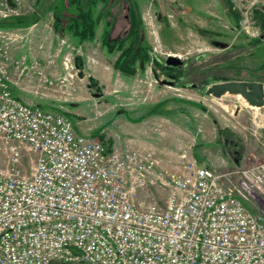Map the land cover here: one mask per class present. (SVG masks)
I'll list each match as a JSON object with an SVG mask.
<instances>
[{
    "label": "built area",
    "instance_id": "2783aa9c",
    "mask_svg": "<svg viewBox=\"0 0 264 264\" xmlns=\"http://www.w3.org/2000/svg\"><path fill=\"white\" fill-rule=\"evenodd\" d=\"M11 1L0 0V21L36 12ZM256 6L239 8L253 38ZM18 38L0 30V264H264V219L248 207L264 201V163L222 173L183 153L168 170L155 151H110L15 94L71 97L73 79L13 61ZM153 189L164 198L140 199Z\"/></svg>",
    "mask_w": 264,
    "mask_h": 264
},
{
    "label": "rangeland",
    "instance_id": "374dc122",
    "mask_svg": "<svg viewBox=\"0 0 264 264\" xmlns=\"http://www.w3.org/2000/svg\"><path fill=\"white\" fill-rule=\"evenodd\" d=\"M139 1L143 13L144 29L150 47L149 64L154 60L156 67L159 70L161 69L160 72L163 73V75L159 73L160 76L164 77L162 82L168 83L158 86L164 94H168L166 96L176 97L180 95L184 98L189 96L193 98L191 101L196 102L198 114L196 119L198 138L196 142L208 144V141L211 140L213 143L212 147L202 146L204 147L202 158L204 157L206 160L210 158V160L205 161L206 165L225 173L236 168L246 169L253 164L264 163V108H250L240 97L215 99L205 94L211 84L225 82L223 80L238 81V79L247 77L261 79V76L250 75L242 71L243 68L258 70L264 66V45L258 47L254 42L259 37L253 38L242 31V15L239 9L233 3L234 11L238 12L240 16L239 24H236V20L233 21L227 15V12H224L225 15L220 14L222 10L219 7L222 4L220 0L194 1L193 6L199 7L200 10L203 9L201 5H208L206 12H199L200 15L195 12L198 16L194 18H191L189 14L191 10L188 11L186 8L190 0H181L182 2L177 0L176 2L174 0ZM25 2L27 6L25 9L32 7L33 10H37V8L48 9L50 5V0H25ZM9 3L10 5L13 4L11 0H9ZM101 9L102 6L99 10ZM125 26L122 20H117L113 29V37H118ZM174 28H176V39L169 33L170 29ZM173 41L176 42L173 43ZM155 48L159 50L158 56L154 54ZM168 54L181 57L180 59L185 65L190 64L181 70L168 68L166 67ZM50 62L55 64L56 60L53 61L51 58ZM177 74H180L179 77L176 76ZM57 78H53L56 84L62 85L66 74ZM94 88L93 92L87 91L85 96L87 100L71 101L70 106L61 102L46 103L44 100H42L43 105L39 106L36 102L34 104L70 118L76 125L79 134L85 136L97 135L102 128L99 123L103 126L111 120L112 117L109 113L114 111L115 106H100L98 99L95 98L102 97L104 92L99 87ZM75 90L74 85L73 92ZM21 96L25 98V95L22 94ZM90 103L92 105L87 106ZM123 108L120 107V109ZM237 108L240 109L238 112ZM207 117L211 119L209 120ZM218 126L223 131H230L235 143H242L241 150H243L244 158L239 166L235 164L228 151L226 152L229 155V160L223 158L220 160L219 158L213 161L209 157L219 148L224 151V139L218 135L217 142H215L217 136L214 129ZM210 131L213 134L212 136L209 135ZM164 194L163 191L153 189L149 193L140 194V199L148 201L151 196L153 199L159 200L164 198ZM248 207L254 214L256 213L264 219L263 200L255 201L251 199L248 202Z\"/></svg>",
    "mask_w": 264,
    "mask_h": 264
},
{
    "label": "crops",
    "instance_id": "0c3cea01",
    "mask_svg": "<svg viewBox=\"0 0 264 264\" xmlns=\"http://www.w3.org/2000/svg\"><path fill=\"white\" fill-rule=\"evenodd\" d=\"M151 1L153 2V0ZM174 1L176 2V0ZM177 1L182 2L181 0ZM194 1L198 0H190L192 4L189 3L186 7L188 11L191 10L189 12L191 18L198 16L195 12L201 13L208 9V5H201L203 9L200 10L199 7L193 6ZM232 1L235 7L239 9L248 5L252 0ZM219 7L222 9L220 14L225 15V7L222 4ZM256 10L264 12V0H257ZM141 14L143 16L142 12ZM108 24V22L102 21L98 27L96 39L81 45H76L69 35L62 36L56 32L53 13H49L40 22L30 27L5 30H15L19 34L17 41L10 45L13 61L21 60L28 65L39 62L46 73L53 78L65 74L66 78H70V76L73 78L71 80V97L61 95L62 93L58 88L50 91L46 99L34 97L17 87L14 89L15 94L22 100L36 102L39 106L42 104V100L46 103L61 102L70 106L71 101L87 100L85 97L87 91H94L93 88H90V78H93L104 92L102 97L95 98L98 99L100 106L114 105L115 108L113 112L109 113L112 117L111 120L103 126L99 123V126L102 127L100 132L90 136L99 138L110 151L115 149L119 151L129 149L155 151L164 169L178 170L180 156L183 153L197 159L201 165H206L205 161L210 160V158L207 160L202 158L204 155L202 152L204 147L202 146L212 147L213 143L211 140L208 141V144L196 142L198 138L196 102L191 101L193 98H184L180 95H177L178 98L177 96H166L168 94H164L159 87L160 85L158 86L154 82L159 79L163 80L161 69L156 67L155 71L151 73L149 63H140L136 76H123L115 67L121 52L110 54L102 44V36ZM169 33L176 39V28L170 29ZM175 42L173 41V43ZM51 58L53 61L56 60L55 64H51ZM78 59L82 60L83 69H77L79 66ZM80 72L84 74V78H80ZM159 73L162 75L160 76ZM238 81L251 80L242 79ZM74 85L75 92H73ZM22 94L25 95V98L21 96ZM118 103L121 104L118 105ZM89 105L91 106L92 103L87 104V106ZM120 107L124 108L120 109ZM75 129L78 132L76 125ZM214 130L217 136L215 142H217V128ZM209 135H213L211 131ZM228 156L225 149L223 151L222 148H219L209 157L215 161L219 158L220 160L222 158L229 160Z\"/></svg>",
    "mask_w": 264,
    "mask_h": 264
},
{
    "label": "trees",
    "instance_id": "16d2710c",
    "mask_svg": "<svg viewBox=\"0 0 264 264\" xmlns=\"http://www.w3.org/2000/svg\"><path fill=\"white\" fill-rule=\"evenodd\" d=\"M220 2L225 7L227 15L233 21L236 20V24H239L240 16L233 9V1L220 0ZM100 6H102L101 10H99ZM49 13L54 14L56 32L62 36L69 35L76 45L94 41L102 21L108 22V27L102 36V44L110 54L121 52L115 67L123 76H136L138 65L142 62H150V47L138 0H50L48 9L37 8L36 12L30 15L0 21V29L30 27L40 22ZM255 19L261 28L262 34L254 43L260 47L264 45V12L256 10ZM117 20H122L126 28L118 37L114 38L113 29ZM78 65L83 69L81 59H78ZM242 71L250 75L261 76V79L247 77L251 81L264 82V66L258 70L243 68ZM223 81H230V79ZM90 87H98L93 78H90ZM217 129L218 135L224 139V149L228 151L235 164L239 166L244 158L243 150H241L242 143H235L230 131H223L219 126Z\"/></svg>",
    "mask_w": 264,
    "mask_h": 264
},
{
    "label": "water",
    "instance_id": "95a60500",
    "mask_svg": "<svg viewBox=\"0 0 264 264\" xmlns=\"http://www.w3.org/2000/svg\"><path fill=\"white\" fill-rule=\"evenodd\" d=\"M187 65L178 57L170 56L166 60V67L182 69ZM80 69V66L77 67ZM80 78H84V74L80 72ZM167 82H161V85ZM168 84V83H167ZM206 96L215 99L225 97H240L250 108H264V83L251 81H225L211 84L206 92ZM100 96V95H97ZM240 109L237 108V112Z\"/></svg>",
    "mask_w": 264,
    "mask_h": 264
},
{
    "label": "flooded vegetation",
    "instance_id": "af4514ba",
    "mask_svg": "<svg viewBox=\"0 0 264 264\" xmlns=\"http://www.w3.org/2000/svg\"><path fill=\"white\" fill-rule=\"evenodd\" d=\"M177 70H181V69H177ZM180 74H182V73H180ZM180 74H177L176 76H178V77H179V75H180ZM182 75H184V74H182ZM178 77H177V78H178ZM179 80H180V79H179Z\"/></svg>",
    "mask_w": 264,
    "mask_h": 264
}]
</instances>
